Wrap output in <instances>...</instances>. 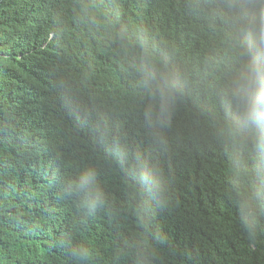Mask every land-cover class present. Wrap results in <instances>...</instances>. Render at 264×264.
Here are the masks:
<instances>
[{"label":"trees","instance_id":"1","mask_svg":"<svg viewBox=\"0 0 264 264\" xmlns=\"http://www.w3.org/2000/svg\"><path fill=\"white\" fill-rule=\"evenodd\" d=\"M131 1L0 0V264H264V203L255 234L240 219L264 153L232 126L264 79V0ZM86 166L94 216L67 192Z\"/></svg>","mask_w":264,"mask_h":264},{"label":"clouds","instance_id":"2","mask_svg":"<svg viewBox=\"0 0 264 264\" xmlns=\"http://www.w3.org/2000/svg\"><path fill=\"white\" fill-rule=\"evenodd\" d=\"M128 1L132 7L131 0ZM134 11V7L133 10ZM54 37H50L51 41ZM113 51V46H107ZM113 62L116 63L118 70L127 68L126 58L123 54H110ZM82 60L87 71L95 77L100 78L102 72L101 62L96 55L85 48V42H82ZM237 117L232 121L234 131L244 134L255 144V151L264 153V79L259 74L251 85L242 84L237 94ZM110 152L124 166L129 162V151L123 146H113ZM260 175H254L255 187L249 186L241 193L240 219L245 231L255 234L260 227V205L264 203V158L261 159L259 166L255 169ZM137 182L142 184L145 189L153 195L159 196L163 191L153 170L148 165H142L137 172ZM67 192L76 196L80 207L87 216H94L106 205V196L99 184L98 173L94 167L86 166L81 169L77 177L69 180L67 183ZM66 236L72 233L66 231ZM117 250V245L112 244L109 248L101 251L97 257H108ZM74 254L82 260H88L93 252L84 245H78L74 249Z\"/></svg>","mask_w":264,"mask_h":264},{"label":"bare ground","instance_id":"3","mask_svg":"<svg viewBox=\"0 0 264 264\" xmlns=\"http://www.w3.org/2000/svg\"><path fill=\"white\" fill-rule=\"evenodd\" d=\"M152 82V81H151ZM160 121V120H159ZM101 170V169H100Z\"/></svg>","mask_w":264,"mask_h":264}]
</instances>
